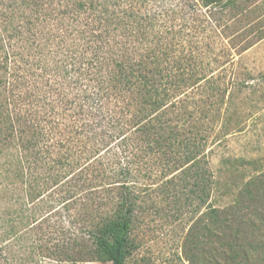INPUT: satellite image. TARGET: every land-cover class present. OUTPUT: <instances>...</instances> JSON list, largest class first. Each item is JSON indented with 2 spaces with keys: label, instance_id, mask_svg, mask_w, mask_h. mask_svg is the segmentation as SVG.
Returning <instances> with one entry per match:
<instances>
[{
  "label": "trees",
  "instance_id": "16d2710c",
  "mask_svg": "<svg viewBox=\"0 0 264 264\" xmlns=\"http://www.w3.org/2000/svg\"><path fill=\"white\" fill-rule=\"evenodd\" d=\"M227 1L0 0V241L74 210L88 255L126 264L142 197L207 205L232 81L201 34Z\"/></svg>",
  "mask_w": 264,
  "mask_h": 264
},
{
  "label": "rangeland",
  "instance_id": "374dc122",
  "mask_svg": "<svg viewBox=\"0 0 264 264\" xmlns=\"http://www.w3.org/2000/svg\"><path fill=\"white\" fill-rule=\"evenodd\" d=\"M212 17L202 49L219 58L217 82H232L209 138L207 205L142 197L126 264H264V0H228ZM75 214L43 212L0 241V264H108L88 255Z\"/></svg>",
  "mask_w": 264,
  "mask_h": 264
}]
</instances>
